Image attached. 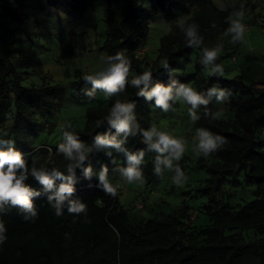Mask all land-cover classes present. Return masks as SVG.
<instances>
[{"label": "trees", "instance_id": "1", "mask_svg": "<svg viewBox=\"0 0 264 264\" xmlns=\"http://www.w3.org/2000/svg\"><path fill=\"white\" fill-rule=\"evenodd\" d=\"M16 3L14 0H0V122L5 102L10 100L13 107L11 130L14 146L23 153L30 167L32 159L28 155L31 149L26 142L21 141V131L24 129L35 135L33 114L51 115L53 98L49 88L23 86L17 74L18 69L31 65V61L18 55L17 34L23 24V16ZM144 3H148L149 7L144 6ZM94 4L103 9V48L107 55L124 51L136 74L145 71L136 51L147 38L149 20L157 14H184L189 7H194L195 13L186 20H194L199 24L205 45L215 33L217 25L222 29L228 27L226 17L231 13L229 8H217L212 0L45 1L46 8L73 18L82 16ZM213 24L215 27H212ZM83 36V33L70 31L61 58L66 59L83 49ZM195 49L188 47L178 27L172 26L159 40L158 59L168 60L174 72L170 74L169 70L162 67L151 70L153 83L167 84L170 79H176L181 83L192 82L198 91H205L214 84L231 90L233 95L228 106L234 112V126L229 128L217 120L205 118L203 108L197 124L224 137L226 141L222 148L213 153L220 161L212 165L211 173H230L234 166L243 168L244 183L256 186L254 197L235 211L219 202L206 206L211 228L206 232L205 242L192 247L179 245L170 238L172 226L168 222L148 219L141 225L131 226L118 197L105 194L98 186L96 175L86 179L81 169L76 170V191L72 199H80L87 204L86 216L69 214L67 205L63 215L56 216L48 204V193L34 178H29L26 183L41 192L39 197L34 198L38 216L26 221L24 214L16 208L6 215H0L7 229V239L0 244V264H241L249 257L264 260V238L258 243L241 245L234 237L223 234L225 229L236 228L252 229L264 234V150L255 140L257 127L264 123V89L254 90L255 85L264 84V78L252 82L247 79L244 70L237 78L208 77L200 68V57L192 73L186 76L176 74L181 60H187ZM138 91L129 84L120 98L129 99L135 104L140 126L148 128L151 124L148 108L155 107V103L154 100L147 101L137 96ZM89 99L94 100L91 97ZM115 99L113 97L103 104L87 108L86 125L76 131L81 140L91 144L97 133H115V129L106 123L95 127V121L107 114ZM213 103L209 105L212 111ZM141 138L140 135L129 137L126 146L132 151L146 148ZM112 159L113 156L109 157L103 151H93L85 167L90 162L94 173H97L98 164ZM46 166L51 168L55 165ZM58 168L65 170V167ZM227 181L238 183L233 179L220 180Z\"/></svg>", "mask_w": 264, "mask_h": 264}, {"label": "rangeland", "instance_id": "2", "mask_svg": "<svg viewBox=\"0 0 264 264\" xmlns=\"http://www.w3.org/2000/svg\"><path fill=\"white\" fill-rule=\"evenodd\" d=\"M14 1L17 2L23 16V24L17 34L18 55L25 56L31 61V65L17 70L21 84L25 87L49 88L50 96L53 98L51 115L33 114L36 133L33 135L22 129L21 141L26 142L31 149L28 156L32 160L36 157L39 164L49 161L47 164L65 167L63 156L56 154V147L61 142L59 124L65 120L71 121L76 132L86 125L87 108L105 102L103 91L99 89L96 90L94 100H90L85 93L91 89V85L82 80L84 74L98 70L99 57L102 54L107 55L103 48L105 40L103 9L100 5L94 4L82 16L73 18L60 11L46 8V0ZM212 2L220 10L223 6V10L229 8L230 12L233 11V6L238 8L240 3H245L244 22L247 31L244 41L233 45L230 37H223L225 29L217 25L215 33L204 46L212 47L218 42L224 44V51L217 63L223 66L225 77L237 78L244 70L247 79L252 82L263 79L264 0H212ZM144 6L148 8L149 4L144 3ZM194 13L195 8L189 7L184 14L159 13L149 20L147 38L136 51L144 70L151 71L161 67V60L158 59L161 36L176 25V20L180 17L188 19ZM70 31L84 34V48L66 59L61 58ZM200 55L201 48L195 49L187 60H181L175 73L182 76L192 73ZM200 68L204 73L201 64ZM260 88L264 89V84L254 86L256 92ZM5 103L1 115L0 136L7 133L4 138L13 140L11 130L13 107L10 100ZM174 107L176 108L174 112H163L156 107H149L150 123L154 122L160 127H166L174 135L184 137L191 147L195 129L200 126L197 122L195 124L191 122L186 107L182 108L179 104ZM221 109L224 114L217 121L232 128L235 121L234 112L229 108L228 102L223 105L213 103V111ZM198 114L200 115V112ZM255 140L264 150V123L257 127ZM49 148L52 149L51 153L48 151ZM154 158L155 153H146L142 166L144 183L126 185L121 181L117 197L122 210L127 213L131 226L141 225L148 219L168 222L172 226L170 238L179 245L198 247L205 242L206 232L212 224L206 213V206L219 202L235 211L254 197L256 186L244 183L243 168L234 166L230 173H211L212 165L220 161L213 154L207 158H197L190 150L185 154L180 166L188 180L181 187L172 183L170 173H165L163 177L153 174ZM113 159L117 160L118 165L122 166L125 163L119 154H114ZM112 160L98 164L96 170L98 173L102 166H107L110 179L117 183L119 177L118 174L112 173V169L116 167ZM222 178L233 179L238 183L220 182ZM223 234L234 237L241 245L258 243L264 238V234L243 228L225 229ZM241 264H264V260L249 257Z\"/></svg>", "mask_w": 264, "mask_h": 264}, {"label": "clouds", "instance_id": "3", "mask_svg": "<svg viewBox=\"0 0 264 264\" xmlns=\"http://www.w3.org/2000/svg\"><path fill=\"white\" fill-rule=\"evenodd\" d=\"M222 10H223V6ZM245 3H240L238 8L233 6V11L226 17L228 27L223 32V37H230V42L235 45L244 41L247 25L245 24ZM176 26L184 37L186 45L190 48H201L200 64L204 74L208 77H224V68L217 63L224 51L222 42L212 47L203 46L204 40L200 34V26L197 22L180 17L176 20ZM215 27V24L212 25ZM100 66L91 74H84L82 80L91 85L86 95L95 98L96 90L103 91V98L109 100L116 97L115 102L108 109L102 119L95 121V127L99 128L107 124L115 129V133H97L92 138V143H86L73 130L71 121L65 120L59 124L61 142L56 147V154L62 155L66 162L65 170L58 167H47L49 161L37 166V158L33 157L31 166L23 158V153L14 146V141L5 139L7 133L0 136V215H6L13 208L19 209L24 214V219L33 220L38 216V210L34 204V198L41 195L40 191L33 189L26 181L34 178L47 195L48 204L54 210L56 216L63 215V209L67 205V212L71 215H87V204L80 199H72L76 189V170H82L86 179L93 175L98 176L99 187L105 194L116 198L122 181L126 185L142 184L145 177L143 165L146 153H155L153 161V174L163 177L170 173V179L177 187L183 186L188 177L180 166V161L189 150L197 157L207 158L218 151L225 144V138L210 131L208 128L195 129L191 147L184 137L174 135L166 127H160L151 123L148 128H142L135 114V104L129 99H121L127 85L139 89L137 96L153 101L155 107L163 112L176 111L174 105L179 104L187 108V114L193 124L200 120L198 114L203 108V115L213 121L223 116V110L212 111L209 105L215 102L223 105L229 102L233 93L230 89L214 84L205 91H198L192 82L181 83L176 79H170L169 83H153L152 72L145 70L140 74L132 71L131 61L124 51H117L114 55L99 57ZM161 67L169 70V61H161ZM142 137L141 142L146 148L132 151L126 145L129 137ZM48 151L51 153L52 149ZM93 151H103L109 157L113 153L123 156L125 163L121 166L117 160L112 173L118 174L119 181L113 183L110 179L109 168L102 166L98 173H94L91 163L85 167ZM6 226L0 220V244L6 237Z\"/></svg>", "mask_w": 264, "mask_h": 264}]
</instances>
